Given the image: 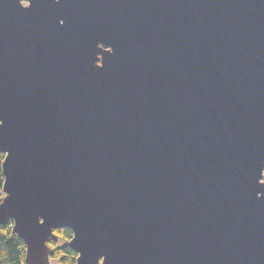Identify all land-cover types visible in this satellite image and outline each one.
Segmentation results:
<instances>
[{"label":"water","instance_id":"obj_1","mask_svg":"<svg viewBox=\"0 0 264 264\" xmlns=\"http://www.w3.org/2000/svg\"><path fill=\"white\" fill-rule=\"evenodd\" d=\"M0 120L25 263L264 264V0H0Z\"/></svg>","mask_w":264,"mask_h":264},{"label":"trees","instance_id":"obj_2","mask_svg":"<svg viewBox=\"0 0 264 264\" xmlns=\"http://www.w3.org/2000/svg\"><path fill=\"white\" fill-rule=\"evenodd\" d=\"M0 153V159H1ZM0 167V195L2 193ZM11 221L0 224V264H27L24 261V242L16 232H11ZM55 239L49 238V260L53 264H75L76 252L68 244L72 230L66 227L53 229Z\"/></svg>","mask_w":264,"mask_h":264},{"label":"snow or ice","instance_id":"obj_3","mask_svg":"<svg viewBox=\"0 0 264 264\" xmlns=\"http://www.w3.org/2000/svg\"><path fill=\"white\" fill-rule=\"evenodd\" d=\"M3 124V120H0V125H2Z\"/></svg>","mask_w":264,"mask_h":264},{"label":"flooded vegetation","instance_id":"obj_4","mask_svg":"<svg viewBox=\"0 0 264 264\" xmlns=\"http://www.w3.org/2000/svg\"><path fill=\"white\" fill-rule=\"evenodd\" d=\"M25 4V2H23Z\"/></svg>","mask_w":264,"mask_h":264}]
</instances>
